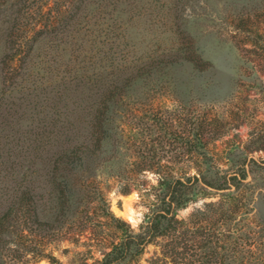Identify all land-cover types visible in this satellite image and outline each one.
<instances>
[{"label": "rangeland", "instance_id": "374dc122", "mask_svg": "<svg viewBox=\"0 0 264 264\" xmlns=\"http://www.w3.org/2000/svg\"><path fill=\"white\" fill-rule=\"evenodd\" d=\"M53 1L38 3L46 9ZM101 2V25L96 28L93 19L88 29L71 31L50 50L37 42L24 65L3 62L7 43L0 24V216L30 188L38 219L49 228L32 226L23 234L9 229L0 242V264H52L43 252L64 264L101 259L119 235L101 197L115 216L137 229L147 211L140 194L157 178L151 171H137L136 163L159 161L188 174L205 162L227 178L245 174L238 189L231 187L238 209L231 220L227 214L192 215L223 191L178 211L185 219L173 234L182 242L179 264H207L211 248L203 241L217 245L221 233L229 235L228 228L238 236V246L233 252L232 237L224 243L230 257L226 264H264V37L255 40L254 35L256 30L264 34V0ZM104 22L117 36L109 50L93 42L107 31ZM241 23L243 28L236 29ZM184 52L200 56L201 65L183 61ZM114 86L121 98L115 123L124 133V147L115 162L104 161L95 175L71 183V205L63 209L52 179L62 139L45 136L56 131L58 119L70 121L73 132L84 136L87 114ZM187 131L203 134L205 157L183 155L180 136ZM130 137L134 145L125 149ZM147 148L151 158L137 155ZM171 236L147 244L130 264H177L162 255Z\"/></svg>", "mask_w": 264, "mask_h": 264}, {"label": "trees", "instance_id": "16d2710c", "mask_svg": "<svg viewBox=\"0 0 264 264\" xmlns=\"http://www.w3.org/2000/svg\"><path fill=\"white\" fill-rule=\"evenodd\" d=\"M88 1L65 0L64 2H57V0H54L51 6L43 9V4L38 3L39 0H0V24L5 26V41L7 43V54L3 62L16 61L24 65L30 61L37 42L44 41L50 50L52 45L62 42L64 37L68 36L71 31L77 33L82 27L88 29V25L93 19V24L97 28L98 25H101L97 19L100 18L101 20L105 13L104 4L101 2L102 0ZM103 24L106 26L103 29L107 31L103 33V36H101L102 33H98L96 37L99 39L94 38L93 42L107 45L109 50L113 48L112 39L117 36L109 29L108 24L105 22ZM241 28H243L242 23L236 26V29ZM33 29L34 31L28 35L27 32ZM254 35L255 40L264 37V34L259 30H256ZM182 59L193 65H201L202 61L200 56L194 58L185 52ZM118 89L119 87L114 86L113 91L110 90L111 94L98 100L92 113L87 114L86 120L83 121L86 124L83 127L86 130L84 136L73 132V128L76 127L70 121H61L60 119L54 123V126H58L56 131H50L48 136H45L47 139L52 136L58 142L59 139H62L59 142V146L62 145V147L58 146L60 149L54 155L52 179L56 185V193H58L56 196L57 203L63 209L71 205V183L74 180H86L96 174V168L102 166L104 161L115 162L120 156L121 149L124 147L121 141L124 133L119 131L115 123V117L118 115L117 108L121 99ZM133 130L134 128L129 129V131ZM72 134L74 138L71 137ZM202 135L198 131L183 132L180 136L186 146L185 151L182 152L183 155H188L191 157L190 159L198 155L206 156V142L203 140ZM131 139V137L128 138L125 149H130L134 145ZM150 151V148H147L146 151L139 153L137 151L136 153L145 159L151 158L148 153ZM136 169L137 171H151L157 178L155 185L140 194L147 208L142 222L137 229L132 228L125 220L115 216L109 210L104 197H101L105 203L106 213L111 219L110 226L119 235L117 240L110 243L109 250L102 253L101 259L91 263L83 262L82 264L133 263L144 251L147 244L152 243L156 238L169 237L171 234L170 242L166 241L163 245L162 255L171 257L174 263L179 264L183 258L182 242L179 239L180 236L173 237V234L179 232L185 223V219L177 216L179 210L186 208L199 199L211 198L216 196V193H219L218 191H223L217 195L219 196L217 200L204 201L202 206L196 208L192 215L205 214L206 212L211 213L210 216L227 214L228 219L231 220L237 214L238 209L235 205L234 193L231 187L239 188L238 184L245 178L244 173L240 174V179H237L236 175L227 178L225 175H219L207 162H205V167L197 165L195 167L196 172L193 174H188L182 167L169 166L162 164L160 161L154 164L136 163ZM234 180L238 181L235 183ZM128 189L125 184L122 192L126 193ZM35 201V196L30 188L21 191L19 196L12 201L0 216V242L3 234L14 227L19 228L18 231L21 234L25 229H32V226L37 227L38 230H49L38 219ZM17 223H20V225L18 226ZM236 230L238 229L236 228ZM231 232V229L228 228L229 235L221 233L218 242L216 241L217 245H210L209 238L203 241L204 247L209 246L211 248V253L203 263L208 264V261L209 264L227 263L230 257H228V253H225L227 248L224 243L232 237V241H234L233 244H230L234 248L232 251H236L235 247L238 246V236L231 234ZM219 243L223 244L218 246ZM194 245L196 246L193 243L192 249ZM217 247L223 248L224 252L217 251ZM41 255L47 257L52 264H64L51 254L43 252ZM208 257L210 259L213 257V261Z\"/></svg>", "mask_w": 264, "mask_h": 264}]
</instances>
